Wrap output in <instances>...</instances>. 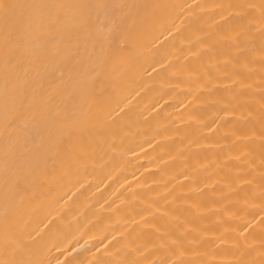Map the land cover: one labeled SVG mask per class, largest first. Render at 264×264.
Returning a JSON list of instances; mask_svg holds the SVG:
<instances>
[{
	"label": "bare ground",
	"instance_id": "6f19581e",
	"mask_svg": "<svg viewBox=\"0 0 264 264\" xmlns=\"http://www.w3.org/2000/svg\"><path fill=\"white\" fill-rule=\"evenodd\" d=\"M0 264H264V0H0Z\"/></svg>",
	"mask_w": 264,
	"mask_h": 264
}]
</instances>
